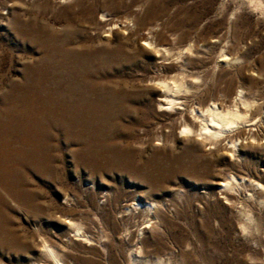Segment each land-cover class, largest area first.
<instances>
[{
    "label": "rangeland",
    "instance_id": "374dc122",
    "mask_svg": "<svg viewBox=\"0 0 264 264\" xmlns=\"http://www.w3.org/2000/svg\"><path fill=\"white\" fill-rule=\"evenodd\" d=\"M263 118L264 0H0V264H264Z\"/></svg>",
    "mask_w": 264,
    "mask_h": 264
},
{
    "label": "bare ground",
    "instance_id": "6f19581e",
    "mask_svg": "<svg viewBox=\"0 0 264 264\" xmlns=\"http://www.w3.org/2000/svg\"><path fill=\"white\" fill-rule=\"evenodd\" d=\"M112 2V1H111ZM77 4V3H76ZM261 4H262V2H261ZM106 5V4H105ZM80 7H82V6H80ZM87 8V7H86ZM79 11V10H78ZM109 15V14H108ZM91 16V15H90ZM108 18V17H107ZM111 18V17H110ZM104 21V20H103ZM107 21V20H106ZM118 22V21H117ZM99 23V22H98ZM123 23V22H122ZM117 24V23H116ZM129 24V23H128ZM123 25V24H122ZM114 26V25H113ZM116 27H117V25H116ZM129 28V27H128ZM109 34H107V36H108ZM147 36V35H146ZM147 38V37H146ZM148 40H150V39H148ZM145 42H147V40L145 41ZM152 42V41H151ZM145 44V43H144ZM157 44V43H156ZM158 45V44H157ZM145 48V47H144ZM180 86V85H179ZM72 88V87H71ZM78 89H80V88H78ZM70 90V89H69ZM74 89H71V91H73ZM77 90V89H76ZM82 91V90H81ZM163 91H165V90H163ZM176 91V90H175ZM70 92V91H69ZM77 92V91H76ZM79 93H80V91H78ZM173 92H174V90H173ZM240 92V91H239ZM245 92V91H244ZM71 93V92H70ZM169 93H171V92H169ZM169 93H167V94H169ZM85 94V93H84ZM239 94V93H238ZM241 94V93H240ZM81 95V94H80ZM70 97V96H69ZM80 97H82V95L80 96ZM79 97V98H80ZM85 97V96H84ZM170 97V96H169ZM237 97V96H236ZM245 97V96H244ZM98 98V97H97ZM241 98H243V97H241ZM71 99V98H70ZM87 99V98H86ZM249 99V98H248ZM167 100V99H166ZM236 100V99H235ZM244 101V103L245 104H249V102L248 101H246L245 99H243ZM71 101V100H70ZM77 101V100H76ZM169 101H170V99H169ZM237 101H240V102H242L241 101V99L240 100H237ZM72 102H74V101H72ZM79 102V101H78ZM83 102V101H82ZM85 102V101H84ZM215 102H217V101H215ZM75 103V102H74ZM77 103V102H76ZM75 103V104H76ZM214 103V102H213ZM236 103V102H235ZM255 103V102H254ZM72 104V103H71ZM173 104V103H172ZM236 104H239V102L238 103H236ZM235 104V105H236ZM67 105H69V104H67ZM83 105V104H82ZM87 105V104H86ZM241 105H243V104H241ZM71 107H72V105H70ZM69 106V107H70ZM223 106V105H222ZM225 106V105H224ZM233 106V105H232ZM244 106V105H243ZM254 106V105H253ZM28 107V106H27ZM79 107V105H77V108ZM210 106H208V108H209ZM236 107V106H235ZM245 107V106H244ZM257 107V106H256ZM260 107V106H259ZM74 108H75V105H74ZM205 107H203V109H204ZM221 108V107H220ZM225 108V107H224ZM242 108V107H241ZM250 108V107H249ZM253 108V107H252ZM35 109V108H34ZM201 109V108H200ZM247 109V108H246ZM251 109V108H250ZM260 109V108H259ZM2 110V109H1ZM68 110V109H67ZM75 110V109H74ZM83 110V109H82ZM205 110V109H204ZM243 110V109H242ZM241 110V111H242ZM256 110H258V109H256ZM71 111V110H70ZM72 111H73V109H72ZM77 111H79V110H77ZM76 111V112H77ZM200 111V110H199ZM248 111V110H247ZM250 111V110H249ZM252 111V110H251ZM263 111V110H262ZM38 112V111H37ZM198 112V111H197ZM243 112H244V110H243ZM82 113V112H81ZM73 114H74V112H73ZM72 113L71 114H69V117H70V115H73ZM251 114H253L254 116H255V114L254 113H251ZM24 115H25V113H24ZM203 115V114H202ZM189 116V115H188ZM249 116V115H248ZM253 116V117H254ZM23 117V116H22ZM68 117V118H69ZM251 117V116H250ZM261 117V116H260ZM263 117V116H262ZM10 118V117H9ZM27 118V117H26ZM54 118V117H53ZM72 118L73 117H71V120H72ZM189 118H190V116H189ZM244 118V115L239 111V110H230V111H227V112H223V111H220L217 107H213V108H210L209 110H208V113H206V114H204V120H205V123H204V125H203V129L207 132V133H210L211 135L212 134H217V133H220L221 134V132L222 131H224V129L225 128H227V127H229V126H232V125H234V124H236V123H238V121L239 120H241V119H243ZM188 119V118H187ZM264 119V118H263ZM263 119H261V120H263ZM70 120V119H69ZM195 120V119H194ZM202 120V119H201ZM246 120V119H245ZM252 120V119H251ZM250 120V122H252ZM260 120V119H259ZM2 121V120H1ZM72 122V121H71ZM190 122V121H189ZM200 122V121H199ZM17 123V122H16ZM47 123V122H46ZM73 123V122H72ZM242 123H244V122H242ZM34 124V123H33ZM192 124H194V122L192 123ZM196 124H197V122H196ZM200 124V123H199ZM188 125V124H187ZM242 125V124H241ZM244 126H245V124H243ZM248 125H249V123H248ZM25 126V125H24ZM24 126H21V127H24ZM201 126H202V124H201ZM200 126V127H201ZM238 126V125H237ZM261 126V125H260ZM196 127V126H195ZM241 128V126H238V128ZM187 127H185V129H186ZM252 128V127H251ZM3 129V128H2ZM1 129V130H2ZM5 129V128H4ZM11 128H9V130H10ZM25 129H26V127H25ZM243 129V128H242ZM246 129V128H245ZM1 130H0V132H1ZM7 129H5V130H3V131H6ZM9 130H7L8 132H9ZM27 130V129H26ZM21 131H23V129H21ZM90 131V130H89ZM228 131V130H227ZM24 132V131H23ZM26 132V131H25ZM24 132V133H25ZM28 133H29V131H27ZM26 132V133H27ZM244 132V131H243ZM6 133V132H5ZM27 133V134H28ZM255 133V132H254ZM1 134V133H0ZM19 134H20V136H21V133L19 132ZM238 134V133H237ZM241 134H242V132H241ZM244 134V133H243ZM2 135V134H1ZM3 135H4V132H3ZM10 135H11V132H10ZM23 135V134H22ZM73 135V134H72ZM222 135H224L223 133H222ZM226 135V134H225ZM240 135V134H239ZM4 136H6V135H4ZM19 136V137H20ZM31 136V135H30ZM203 136V135H202ZM241 136V135H240ZM239 136V137H240ZM246 136V135H245ZM252 136V135H251ZM258 136V135H257ZM256 136V137H257ZM26 137V136H25ZM24 137V138H25ZM27 137H28V135H27ZM78 137V136H77ZM210 137V136H209ZM225 137V136H224ZM250 137V136H249ZM31 138V137H30ZM35 138V137H34ZM216 138V137H215ZM229 138V137H228ZM248 138V137H247ZM2 139V138H1ZM1 139H0V141H1ZM5 139H7V137L5 138ZM41 139V138H40ZM214 139V138H213ZM222 139V138H221ZM233 139V138H232ZM246 139V138H245ZM251 139V138H250ZM3 140V139H2ZM24 140V139H23ZM26 141H27V139H25ZM215 140V139H214ZM239 140V139H238ZM7 140H5V142H6ZM235 141V140H234ZM237 141V140H236ZM8 142V141H7ZM218 142V141H217ZM229 142H230V140H229ZM1 143H2V141H1ZM231 143V142H230ZM3 144V143H2ZM24 144V143H23ZM214 144H218V143H214ZM30 145V144H29ZM32 145V144H31ZM243 145V144H242ZM245 145V144H244ZM243 145V146H244ZM2 147H3V145H1ZM6 145H4V147H5ZM7 146H9V145H7ZM28 146V145H27ZM26 146V147H27ZM237 146V145H236ZM236 146H234L235 148H236ZM84 147V146H83ZM232 147V146H231ZM239 147V146H238ZM238 147H237V149H238ZM32 149L33 148H35V147H31ZM2 148L0 147V150H1ZM6 149H7V147H6ZM23 149V148H22ZM25 149V148H24ZM27 149V148H26ZM228 149L230 150V148L228 147ZM3 150L5 151V149L3 148ZM3 151V152H4ZM9 151V150H8ZM30 151V150H29ZM28 151V153H30ZM33 151V150H32ZM38 151V150H37ZM81 151V150H80ZM233 152H234V150H232ZM7 152V151H6ZM39 152V151H38ZM28 153H27V155H28ZM234 153H236V151L234 152ZM4 155V154H3ZM6 155V154H5ZM8 155H9V152H8ZM33 155V154H32ZM7 156V155H6ZM5 157V156H4ZM3 157V158H4ZM1 159H2V157H1ZM3 160V159H2ZM5 160V159H4ZM2 162V161H1ZM7 162V161H6ZM38 163H40V162H38ZM56 163V162H55ZM3 163H1L0 165H2ZM5 164H8V163H5ZM31 164V163H30ZM25 165V164H24ZM56 165V164H55ZM47 166V165H46ZM5 167V166H4ZM4 167L2 168V169H4ZM6 168V167H5ZM8 168V167H7ZM40 168V167H39ZM51 169V168H50ZM53 169V168H52ZM30 170V169H29ZM55 170V169H54ZM4 171H5V169H4ZM56 172V171H55ZM6 173H7V171H6ZM5 173V174H6ZM0 174H2V173H0ZM20 174V173H19ZM24 174V173H23ZM27 175V174H26ZM2 176V175H1ZM6 177H7V175H5ZM15 176V175H14ZM5 177V178H6ZM19 177V176H18ZM235 177V176H234ZM2 178V177H1ZM2 179H0V181H1ZM9 180H11V179H9ZM15 180H16V177H15ZM23 180V179H22ZM21 180V181H22ZM3 181H4V179H3ZM6 181V180H5ZM226 181V180H225ZM7 182V181H6ZM10 182V181H9ZM14 182V183H13ZM12 183L13 184H15L16 182L15 181H13ZM20 183V182H19ZM22 183V182H21ZM2 184V183H1ZM4 184V183H3ZM11 184V183H10ZM24 184V183H23ZM221 184H223V182L221 183ZM232 184V183H231ZM25 185V184H24ZM23 185V186H24ZM27 185V184H26ZM25 185V186H26ZM8 185L6 184V187H7ZM222 186H224V185H222ZM230 186V185H229ZM5 187V186H4ZM10 187H11V185H10ZM22 187V186H21ZM2 188H3V186L1 187V190H2ZM9 188V187H8ZM7 188V189H8ZM28 188V187H27ZM7 189L5 188V189H3V191H2V193L4 192V190H6L7 191ZM11 189H12V187H11ZM20 189V188H19ZM22 189V188H21ZM20 189V190H21ZM26 189V188H25ZM10 191V190H9ZM12 191V190H11ZM21 192H23L22 190H21ZM7 193H9V192H7ZM7 193H5V195L7 194ZM12 194V193H11ZM22 194V193H21ZM23 194H24V192H23ZM4 195V194H3ZM7 195H9V194H7ZM15 195V194H14ZM27 195V194H26ZM1 196V195H0ZM10 196V195H9ZM20 196V195H19ZM23 196V195H22ZM31 197V196H30ZM2 198H3V196H2ZM13 198V197H12ZM14 198H16V197H14ZM13 198V199H14ZM1 199V198H0ZM8 199V198H7ZM6 199V200H7ZM12 199V200H13ZM17 199V198H16ZM19 200H20V198H18ZM4 200H5V198H4ZM4 200L3 199H1V201H3L4 202ZM23 200V199H22ZM26 200V199H25ZM29 201V200H28ZM7 202H9V199H8V201ZM17 202V201H16ZM25 202V201H24ZM26 202H27V200H26ZM21 203V202H20ZM2 203H0V205H1ZM7 204V203H6ZM6 204L4 205L5 207H6ZM37 204V203H36ZM3 205V204H2ZM1 205V206H2ZM13 205V204H12ZM11 206V205H10ZM4 207V208H5ZM2 208V207H1ZM3 208V209H4ZM9 209V208H8ZM3 213V210H2V212H1V214ZM66 214V213H65ZM9 215V214H8ZM3 217H5V215L3 216ZM66 217V216H65ZM2 218V217H1ZM0 218V219H1ZM71 218V217H70ZM3 219V218H2ZM74 219V218H73ZM66 220V219H65ZM3 221V220H2ZM1 221V222H2ZM5 221V220H4ZM67 222V221H66ZM70 222V221H69ZM77 222V221H76ZM4 223V222H3ZM9 224H11V223H9ZM4 225V224H3ZM71 225H72V223H71ZM77 225V224H76ZM2 228V227H1ZM0 228V229H1ZM77 228V227H76ZM79 228V227H78ZM3 229V228H2ZM5 229V228H4ZM5 231V230H4ZM20 231V230H19ZM80 231V230H79ZM4 233V232H3ZM2 233V234H3ZM21 234V233H20ZM78 234V233H77ZM81 236V235H80ZM19 237V236H18ZM23 237V236H22ZM47 238V237H46ZM79 238V237H78ZM44 239V238H43ZM51 242V241H50ZM3 245V244H2ZM6 247V246H5ZM42 247H43V249H45L51 256H52V258L54 259V261H55V263L56 264H65V262L63 261V259H62V257H61V253H60V250L59 249H56L55 247H52V245H50L47 241H43V245H42ZM3 248V247H2ZM6 249V248H5ZM63 251V250H62ZM64 254V253H63ZM63 256V255H62ZM66 257V256H65ZM36 262V261H35ZM101 264V263H100Z\"/></svg>",
    "mask_w": 264,
    "mask_h": 264
}]
</instances>
